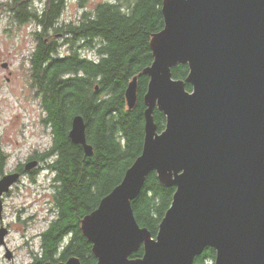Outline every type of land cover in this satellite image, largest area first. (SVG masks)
<instances>
[{
    "label": "water",
    "instance_id": "95a60500",
    "mask_svg": "<svg viewBox=\"0 0 264 264\" xmlns=\"http://www.w3.org/2000/svg\"><path fill=\"white\" fill-rule=\"evenodd\" d=\"M161 13L164 26L149 40L152 62L140 73L149 78L141 152L83 216L81 232L95 264H192L205 247L215 251L213 264H264V0H162ZM177 64L188 66L184 79L172 77ZM125 100L133 109L137 76ZM155 107L165 116L161 131ZM68 137L93 154L81 115ZM153 171L175 188L155 236L131 206ZM18 178H0V222L3 195ZM6 234L1 223L0 245ZM140 246L142 256L130 257ZM56 264L82 263L70 256Z\"/></svg>",
    "mask_w": 264,
    "mask_h": 264
},
{
    "label": "trees",
    "instance_id": "16d2710c",
    "mask_svg": "<svg viewBox=\"0 0 264 264\" xmlns=\"http://www.w3.org/2000/svg\"><path fill=\"white\" fill-rule=\"evenodd\" d=\"M44 1L46 5L41 11L32 9L27 0H12L5 8L13 11L17 22L35 20L41 26L28 73L33 94L40 101L41 123L54 138L51 150L58 154L56 158L45 159L52 173L53 216L39 234L40 247L33 264H56L70 256L78 257L82 264H95L91 243L81 232L80 220L122 180L141 152L146 107L143 96L149 78L140 73L153 59L151 35L164 26L162 0L101 1L81 13L77 22L65 24L59 21L64 0ZM58 31L81 36L87 42L78 48L70 47L67 54L61 55L53 41L42 38ZM95 38L99 42L92 44ZM81 49L92 54H81ZM188 70L187 64H177L171 68L172 77L184 79ZM133 76H137V100L134 108L128 109L125 89ZM185 88L190 90L191 85L186 83ZM78 114L85 122L86 141L93 150L91 156H85L81 145L68 138L72 118ZM153 118L161 131L164 114L155 107ZM44 150L47 151L42 152V159L50 153V149ZM7 159L8 154L0 148V171ZM174 190L160 183L153 171L131 201L137 223L152 236L170 206ZM141 254L142 246L130 257ZM214 257V249L205 247L192 264H211Z\"/></svg>",
    "mask_w": 264,
    "mask_h": 264
},
{
    "label": "rangeland",
    "instance_id": "374dc122",
    "mask_svg": "<svg viewBox=\"0 0 264 264\" xmlns=\"http://www.w3.org/2000/svg\"><path fill=\"white\" fill-rule=\"evenodd\" d=\"M12 0H0V148L8 154L0 178L22 163L28 154L43 151L50 146L49 130L41 123L42 110L35 97L26 66L25 55H29L35 39L36 21L19 23L13 18V11L5 10ZM108 0H64L62 22L76 19L83 11L91 10L95 4ZM33 8L42 9L37 0H27ZM82 4V5H81ZM36 40V39H35ZM67 47L59 49L67 54ZM81 54H92L80 50ZM9 63L8 73L2 63ZM15 172V171H14ZM20 178L4 193L3 219L7 228L4 244L0 245V264H28L33 262L40 247L39 234L52 219L50 199L52 193V173L44 166L35 177ZM3 195V197H4ZM51 212V213H50ZM6 250L12 257H6ZM214 263V260L211 264Z\"/></svg>",
    "mask_w": 264,
    "mask_h": 264
},
{
    "label": "flooded vegetation",
    "instance_id": "af4514ba",
    "mask_svg": "<svg viewBox=\"0 0 264 264\" xmlns=\"http://www.w3.org/2000/svg\"><path fill=\"white\" fill-rule=\"evenodd\" d=\"M37 1H39V3H38L39 6L42 3H43V6H42V9H39L38 6H37L36 10H38V11L43 10L44 7H45V5H46L45 4V1L44 0H37ZM12 16H14V19L16 20L15 15H12ZM80 16H81V14L76 19H65L61 23L65 24L66 22H69V21H76L77 22V19ZM60 18H61V16H60ZM40 30H41L40 24L36 25V30L33 32V34H35V39L36 40L33 39V37H31V41L33 43L32 49H31L29 55H25V57H24V59H26V66H27V68H29V66H30V57H31L32 51L35 50V48L37 47V44H38V40H37L36 33L38 31H40ZM42 38L45 41H53L58 48H61L62 46H65L67 48H70V47H73L74 46V48H78V47H80V45H82V44H84V43L87 42V40L85 38H83L81 36L80 37H77V36L75 37L70 32L65 33V31L50 32L49 34L42 36ZM95 42L98 43L99 42V39L98 38H95L94 41H91L92 44H94ZM9 67H10V65H9V63H7V66L5 67V69L8 70L7 71L8 73H10ZM53 140H54V138H51L50 145H52ZM47 149H50V153L46 157L44 156L45 157L44 159H42L41 155H43L42 154L43 151H47V150H43V151L41 150V152L40 151H34V152H32L31 154H28L25 157L24 162L17 163L14 166V168L10 172H14V171L15 172H18L19 173V178H20L19 181H18V184L16 185V187H18L19 184L21 183V178L27 177V178H31L32 179L33 177H35L36 173L39 171L40 168H42V167L44 168V166L46 167L47 163H46L45 159H48V158L50 159V158H54V157L56 158L58 156V154H57L56 151L51 150V146H49ZM30 160H37V162H38L37 163V166L36 167H33L32 169L26 170L24 168V164L26 162L30 161ZM5 197L6 196L4 195V197L2 198L3 202L5 200ZM10 255L12 257L11 252H10ZM141 256H142V254H141ZM141 256H138L136 258H139ZM59 261H64V260H59ZM28 264H33V262H29ZM43 264H48V263L45 262Z\"/></svg>",
    "mask_w": 264,
    "mask_h": 264
}]
</instances>
